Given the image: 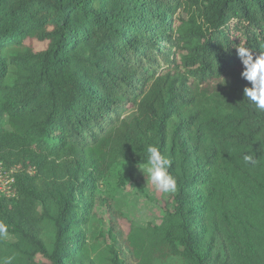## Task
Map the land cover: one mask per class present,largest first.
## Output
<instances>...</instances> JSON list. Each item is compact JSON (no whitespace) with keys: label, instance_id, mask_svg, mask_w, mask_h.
Wrapping results in <instances>:
<instances>
[{"label":"trees","instance_id":"obj_1","mask_svg":"<svg viewBox=\"0 0 264 264\" xmlns=\"http://www.w3.org/2000/svg\"><path fill=\"white\" fill-rule=\"evenodd\" d=\"M238 46L264 51V0H0V161L18 190L0 195V261L95 264L100 188L150 144L177 191L161 225L129 227L135 263L264 264V113ZM112 244L101 262L127 264Z\"/></svg>","mask_w":264,"mask_h":264},{"label":"rangeland","instance_id":"obj_2","mask_svg":"<svg viewBox=\"0 0 264 264\" xmlns=\"http://www.w3.org/2000/svg\"><path fill=\"white\" fill-rule=\"evenodd\" d=\"M184 18L187 19V15H184ZM32 44L38 52L46 49V44L38 42ZM130 115L131 112L126 113V117ZM100 189L98 219L92 240V244L100 248L94 259L95 264H103L102 254L108 255L114 238L118 241L120 257L127 264H136L124 244L129 227L161 225L173 193L157 191L153 185L147 184L138 166L131 167L124 162L114 167L109 179ZM4 238L8 240L10 236L6 235Z\"/></svg>","mask_w":264,"mask_h":264},{"label":"clouds","instance_id":"obj_3","mask_svg":"<svg viewBox=\"0 0 264 264\" xmlns=\"http://www.w3.org/2000/svg\"><path fill=\"white\" fill-rule=\"evenodd\" d=\"M237 52L244 66L242 78L250 82L251 87L244 89L247 100L255 106L258 112L264 113V51L259 55L253 54L250 49L238 46ZM146 162H141L138 167L144 174L147 184H151L157 191L174 193L177 191V181L170 169L173 161L160 149L153 145H146ZM243 160L246 165L255 166L257 159L252 154H245ZM6 235V229L0 227V236ZM12 257H8L0 264H12Z\"/></svg>","mask_w":264,"mask_h":264},{"label":"built area","instance_id":"obj_4","mask_svg":"<svg viewBox=\"0 0 264 264\" xmlns=\"http://www.w3.org/2000/svg\"><path fill=\"white\" fill-rule=\"evenodd\" d=\"M0 195L6 199H16L18 197V190L13 177V171H10L0 161Z\"/></svg>","mask_w":264,"mask_h":264}]
</instances>
